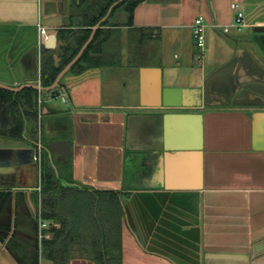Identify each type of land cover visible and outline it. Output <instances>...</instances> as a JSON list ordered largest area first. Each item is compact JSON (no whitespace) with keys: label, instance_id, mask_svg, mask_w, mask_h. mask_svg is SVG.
Masks as SVG:
<instances>
[{"label":"crops","instance_id":"obj_1","mask_svg":"<svg viewBox=\"0 0 264 264\" xmlns=\"http://www.w3.org/2000/svg\"><path fill=\"white\" fill-rule=\"evenodd\" d=\"M123 1L0 0V264H55L45 168L121 208V264H264V0H144L132 24ZM44 69H67L52 91Z\"/></svg>","mask_w":264,"mask_h":264},{"label":"trees","instance_id":"obj_2","mask_svg":"<svg viewBox=\"0 0 264 264\" xmlns=\"http://www.w3.org/2000/svg\"><path fill=\"white\" fill-rule=\"evenodd\" d=\"M116 1L119 0H110V4ZM143 1L124 0L119 5V7H124L127 12L129 24L133 23L135 8ZM109 5L101 10L100 16L106 13ZM59 71L60 69H56L52 76H48L49 74L44 69L41 75L42 86L46 88L52 85ZM27 92L31 94L32 98L30 101L32 105L37 107L39 91L28 89ZM5 93L11 95V93ZM59 192H62L63 195L56 196V193ZM79 194H82V196ZM86 194L83 191H75V189L61 188L54 172L44 169L42 174V195L44 201L41 207V217L44 221H51L48 229L51 238L43 240L45 256L55 262V264H66L70 259L74 246H77L82 254L87 255V259H94L98 264H121V208L113 207L112 205L115 202L112 204L110 197L105 208H102L104 201L99 202L96 215V199ZM55 196L57 198H54ZM70 204H73L72 208L75 210L66 209ZM102 209H104L105 215H101ZM63 213H69V216H62ZM58 217L60 219L57 223L55 220ZM56 224H59V226ZM101 226H103V230Z\"/></svg>","mask_w":264,"mask_h":264},{"label":"built area","instance_id":"obj_3","mask_svg":"<svg viewBox=\"0 0 264 264\" xmlns=\"http://www.w3.org/2000/svg\"><path fill=\"white\" fill-rule=\"evenodd\" d=\"M231 8L232 10L235 12V27L237 28L238 31H241L245 26V16H244V12L241 10L240 4L238 2H234L231 4ZM225 31H228V27L225 28ZM45 31L42 30V33H44ZM193 35L194 38L196 40V46L198 49V53H197V61L198 62H202L203 60V56H204V52H205V48H206V25L204 24V18L203 17H199L195 20L194 24H193ZM39 86H41V83H39ZM59 98L63 101L66 102L68 100V96L65 92L61 93L59 95ZM49 228V224L43 220H41L40 223V238L41 240L44 239H50L51 235L47 232L46 230Z\"/></svg>","mask_w":264,"mask_h":264},{"label":"water","instance_id":"obj_4","mask_svg":"<svg viewBox=\"0 0 264 264\" xmlns=\"http://www.w3.org/2000/svg\"><path fill=\"white\" fill-rule=\"evenodd\" d=\"M54 40H55V37L52 36L48 42H47V45L50 46V47H53L54 45ZM70 66H68L69 68ZM67 69H65L64 71H62L60 73V75L57 77L54 85H52L51 87L49 88H44V87H39L38 85H34V86H31V87H34L35 89L37 90H47V91H52L55 89V87L59 86V80L61 79V77L66 73ZM58 147H64L65 148V151L64 152H60L62 154V156L65 158V161L68 162L70 159H71V156H72V152H71V144L68 143L67 141H60V142H55V143H52L50 145V148L53 152H56V151H59L58 150ZM43 149L45 150V147L43 146ZM68 150V151H67ZM33 160L36 161V153L35 151L33 152Z\"/></svg>","mask_w":264,"mask_h":264},{"label":"rangeland","instance_id":"obj_5","mask_svg":"<svg viewBox=\"0 0 264 264\" xmlns=\"http://www.w3.org/2000/svg\"><path fill=\"white\" fill-rule=\"evenodd\" d=\"M205 51L207 52V47L205 48ZM133 259H149V258H146V257H139V258H133Z\"/></svg>","mask_w":264,"mask_h":264}]
</instances>
